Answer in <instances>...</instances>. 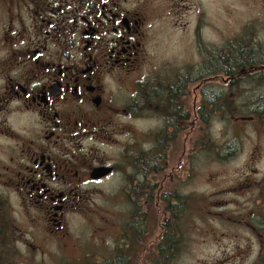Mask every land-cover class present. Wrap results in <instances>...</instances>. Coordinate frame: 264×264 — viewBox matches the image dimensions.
<instances>
[{
  "label": "flooded vegetation",
  "instance_id": "af4514ba",
  "mask_svg": "<svg viewBox=\"0 0 264 264\" xmlns=\"http://www.w3.org/2000/svg\"><path fill=\"white\" fill-rule=\"evenodd\" d=\"M191 12L189 0H0V264H19L23 244V257L35 251L19 218L62 247L74 220L98 221L113 249L95 264L158 263L163 249L190 248L175 239L177 219L190 213L195 154L223 121L233 79L205 64L145 66L158 31L203 44L210 21L205 8L194 21ZM260 218L226 264H264Z\"/></svg>",
  "mask_w": 264,
  "mask_h": 264
},
{
  "label": "rangeland",
  "instance_id": "374dc122",
  "mask_svg": "<svg viewBox=\"0 0 264 264\" xmlns=\"http://www.w3.org/2000/svg\"><path fill=\"white\" fill-rule=\"evenodd\" d=\"M189 3L193 7L189 20L194 21L198 9L205 8L206 18L210 21L203 32V44L183 38L181 31L167 34L158 31L145 70L162 67L163 72H167L178 69L181 63L191 68L205 64L210 67L208 69H215L212 66L217 65L218 56L223 57L226 53L228 44L237 46L241 40L249 43L255 61L261 63L245 67L249 73L230 77L233 81L240 80L231 91L223 85V104L229 99L233 103H229L230 109L237 110L231 113L223 107V121L213 120L206 129L211 147L209 143L195 154L191 187L195 198L189 203L185 201L183 211L189 204L190 213L180 214L177 219L179 233L175 236L177 242L181 239L190 248L168 251L158 263L141 262V255L136 264H226L224 252L230 257L233 249L251 242L248 239L251 228L247 223L253 221V213L264 215V114L256 115L259 119L255 117V121L252 115H246L249 118L242 120L244 115L241 114L244 110L256 109L258 105L253 102L264 97V76L259 77L264 74V9L260 0H189ZM225 81L223 76V83ZM210 82L220 85L222 79ZM214 93L212 91V95ZM196 124V132L202 135L200 124ZM200 140L197 136V142ZM100 186L103 196L109 195V181ZM101 205L106 207L104 210L108 209V203ZM104 212L108 219L109 212ZM17 224L23 228L21 241L30 238L35 248L34 252L29 249L23 257V244L19 264H95L108 260V252L113 249L111 237H106L104 243L95 233L99 225L95 220L89 223L84 219L74 220L66 240L67 247L46 235L40 225L33 229L22 218ZM257 228L259 232L264 230V218L257 220ZM255 241L253 237L252 242ZM151 257L156 258V255Z\"/></svg>",
  "mask_w": 264,
  "mask_h": 264
},
{
  "label": "trees",
  "instance_id": "16d2710c",
  "mask_svg": "<svg viewBox=\"0 0 264 264\" xmlns=\"http://www.w3.org/2000/svg\"><path fill=\"white\" fill-rule=\"evenodd\" d=\"M242 42H244V41L241 40L239 42V44H237V46L234 44H228V46L226 47V50H225L226 53L225 54L223 53V57L221 55L218 56L217 65L212 66L215 69L211 70V75L215 76V75H219L220 73L223 72L224 77L230 78V77L236 76L237 74L243 73L242 69H244L247 66L255 65L256 62H257V65L261 63V61H259V62L255 61L254 56L250 51L251 48L249 47V43H242ZM251 43H252V47H253V39L251 40ZM237 47H239L241 49V51L238 50ZM253 53H255V52H253ZM262 76H264V74H261L259 77H262ZM239 81L240 80H234L232 82L233 87L229 90L231 91L234 88V86L239 85L240 84ZM255 97H259V96H255ZM224 100H225V97H223V101ZM257 100L259 102L257 108L254 109V111H248L246 115L256 114L258 116H261L264 114V111H263L264 110V101H263L264 97L262 96V98H257ZM229 103H231L233 105L232 101H230L229 99L227 100L226 104H223V107H225L227 109V112L232 113L234 110H237V108H235L233 110L230 109ZM207 144H209L210 147L212 145L211 141L208 142ZM209 146H207V147L210 148ZM166 253H168V250L163 249L161 251L162 257L163 256L165 257Z\"/></svg>",
  "mask_w": 264,
  "mask_h": 264
}]
</instances>
